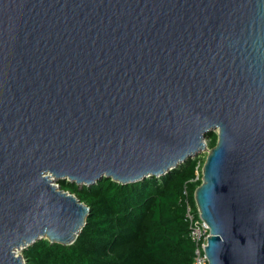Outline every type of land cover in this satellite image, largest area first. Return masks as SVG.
I'll list each match as a JSON object with an SVG mask.
<instances>
[{
  "label": "water",
  "instance_id": "1",
  "mask_svg": "<svg viewBox=\"0 0 264 264\" xmlns=\"http://www.w3.org/2000/svg\"><path fill=\"white\" fill-rule=\"evenodd\" d=\"M202 154L209 264H264V0H0V264L76 242L90 208L60 181Z\"/></svg>",
  "mask_w": 264,
  "mask_h": 264
},
{
  "label": "trees",
  "instance_id": "2",
  "mask_svg": "<svg viewBox=\"0 0 264 264\" xmlns=\"http://www.w3.org/2000/svg\"><path fill=\"white\" fill-rule=\"evenodd\" d=\"M208 140L215 147L216 134ZM202 166L190 159L160 178L125 185L106 177L90 186L60 181L90 208L86 226L71 246L37 241L22 253L26 264H193L185 192L195 209Z\"/></svg>",
  "mask_w": 264,
  "mask_h": 264
},
{
  "label": "built area",
  "instance_id": "3",
  "mask_svg": "<svg viewBox=\"0 0 264 264\" xmlns=\"http://www.w3.org/2000/svg\"><path fill=\"white\" fill-rule=\"evenodd\" d=\"M199 175L197 179H199ZM186 196V219L189 222V238L194 244V260L193 264H209L206 254L208 246V238L210 237V227L203 221L199 211L195 205L192 208L187 192Z\"/></svg>",
  "mask_w": 264,
  "mask_h": 264
},
{
  "label": "rangeland",
  "instance_id": "4",
  "mask_svg": "<svg viewBox=\"0 0 264 264\" xmlns=\"http://www.w3.org/2000/svg\"><path fill=\"white\" fill-rule=\"evenodd\" d=\"M209 143V140L207 139V144ZM209 147V146H208ZM206 157H207V154H202L200 157H198V158H201V160L203 161V164H204V162H205V160H206ZM22 253V252H21Z\"/></svg>",
  "mask_w": 264,
  "mask_h": 264
}]
</instances>
